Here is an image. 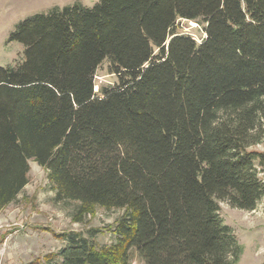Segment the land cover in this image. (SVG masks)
<instances>
[{
	"label": "trees",
	"instance_id": "obj_1",
	"mask_svg": "<svg viewBox=\"0 0 264 264\" xmlns=\"http://www.w3.org/2000/svg\"><path fill=\"white\" fill-rule=\"evenodd\" d=\"M192 19L200 44L177 33ZM12 40L25 53L0 67V210L34 161L76 215L124 210L110 245L57 235L58 264H130L133 249L145 264L238 263L219 203L264 197V154L248 152L264 124V0H99L36 14ZM104 61L119 83L97 96Z\"/></svg>",
	"mask_w": 264,
	"mask_h": 264
},
{
	"label": "rangeland",
	"instance_id": "obj_2",
	"mask_svg": "<svg viewBox=\"0 0 264 264\" xmlns=\"http://www.w3.org/2000/svg\"><path fill=\"white\" fill-rule=\"evenodd\" d=\"M99 0H0V67H16L24 59L25 46L12 40L19 24L36 14H49L56 8L93 7ZM177 33L192 37L197 43L205 38L206 24L202 19L179 20ZM119 80L110 70L108 61L98 68L95 95L114 88ZM259 142L248 152L264 154V124L258 131ZM259 177L264 182V165L257 162ZM29 183L17 200L0 210V264H58V252L66 245L57 235L79 233L91 238L98 247L115 241L113 233L123 209L93 211L76 215L79 202H59L46 169L30 162ZM221 217L235 233L242 247L236 264H264V197L253 211L233 208L221 201ZM77 217L79 220H77ZM55 255L53 258H48ZM130 264H145L137 251H131Z\"/></svg>",
	"mask_w": 264,
	"mask_h": 264
}]
</instances>
